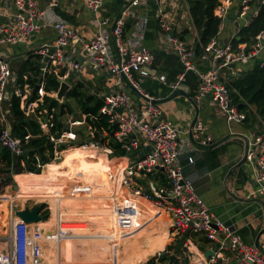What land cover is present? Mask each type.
<instances>
[{
    "label": "built area",
    "instance_id": "built-area-1",
    "mask_svg": "<svg viewBox=\"0 0 264 264\" xmlns=\"http://www.w3.org/2000/svg\"><path fill=\"white\" fill-rule=\"evenodd\" d=\"M8 1V0H7ZM16 10L10 15V20L0 22V43L17 44L30 39L46 28H53L55 39L35 49L34 53L40 57L44 74H55L57 79L67 82L71 78H79L86 69V63L94 69H106L114 77L115 90L101 97L102 105L98 114L84 113V120L69 119L62 123L53 139L54 159L36 162L28 166L27 172L40 173L56 160L55 146L61 147L76 139V127L87 122L91 136H95L97 127L90 125L91 121H98V115L107 117L110 125L116 126L115 139L118 142L131 140L132 147L137 149L145 146L146 152L137 158L124 160L125 165L120 168L113 163L110 153L113 148L105 149L104 158L109 160L108 180L114 184L109 196L114 226L107 234L112 251L110 264L118 263V248L122 237L131 236L136 230L142 213L143 201L158 208L157 214L168 213L174 236L185 239L184 246L190 245L191 234L200 233L209 241L211 249L218 248L210 257L194 264H218L235 260L237 264H264V252L259 245L247 244L233 226L224 224L196 192L193 182L185 176L181 162L183 153H192L196 146H206L214 142L207 132V125L201 118H196L192 127V141L181 140L182 134L190 132L185 128L173 124L163 118V110L155 102L154 97L143 90L139 79L148 77L166 83V76L158 73L154 68L155 54L145 45L146 30L149 18L145 13H136L134 7L140 6L142 0H128L121 14L116 19L101 15L104 0H80L87 6L93 16L97 32L91 39L84 38L64 20L51 17L59 5L60 0H44L45 8L40 6V0H11ZM158 4V18L160 27L173 50L179 56L183 71L176 80L170 83L171 91L176 92L184 87L186 72L194 71L199 74V84L194 95L195 105L201 104L210 95L211 100L223 114L228 123L244 122L246 113L233 103L229 84L221 77V71L231 63H246L254 57L264 54V31L256 36L252 44L242 43L235 46L232 42H221L217 36L210 39L203 46L202 52L196 53V41L181 39L174 31L175 19H172L169 6L178 7L177 0H155ZM234 0H218L215 15L223 23ZM251 0H240L239 17L248 24L251 17L256 15L259 7H254ZM264 2V0H261ZM254 7V8H253ZM133 17V29L128 31L127 19ZM249 17V18H248ZM193 20V19H192ZM174 31V34L171 32ZM80 48V50H79ZM81 50L86 59L81 61ZM76 55V56H75ZM196 56L209 62V69L202 71L196 64ZM13 78V71L7 57L0 55V116L2 129L0 131V148L7 149L11 154L21 159L27 155L28 148L21 138L14 135L7 120L4 103L11 100L12 95L21 98L20 106L27 116L34 113L39 118L44 115L47 132L51 131L52 119L55 111L43 105L45 97H56L57 90L47 91L44 83L36 99H29L32 93L30 85L23 91L18 85L10 91L9 85ZM135 89L146 103L140 109L125 91L124 84ZM35 95V96H36ZM38 109V110H37ZM49 115L47 117L46 115ZM98 142V141H97ZM86 141L88 145L99 146V143ZM100 142V141H99ZM244 157L256 169V193L264 198V134H258L249 139ZM23 164V162H22ZM26 166V164H23ZM13 166L11 170L13 171ZM163 172L166 185L160 186L150 181L147 186L142 185L143 177L156 172ZM85 184L92 185L87 181ZM7 201V228L5 234H0V264H44V242L52 240L58 242L61 238L72 234V230L65 226V213L59 206L62 196L57 198V212L54 230L44 233L40 222L27 223L16 214L18 205L15 195L2 194ZM14 196V197H11ZM187 235V236H185ZM228 250L231 254H225Z\"/></svg>",
    "mask_w": 264,
    "mask_h": 264
},
{
    "label": "crops",
    "instance_id": "crops-1",
    "mask_svg": "<svg viewBox=\"0 0 264 264\" xmlns=\"http://www.w3.org/2000/svg\"><path fill=\"white\" fill-rule=\"evenodd\" d=\"M127 1L128 0H104L101 15L116 19L121 14ZM39 3L42 8H45L46 3L44 0H40ZM177 3V8L169 6V11H171L172 15L171 17L176 21V24H174V31L180 36L184 35L183 39L187 41L194 40L197 44L200 41V33L192 20L190 2L188 0H177ZM239 8L240 0H234L227 17L224 19L223 23L220 24L217 37L223 43L232 42L237 35L239 28L246 24L245 20L239 17ZM157 9L158 4L155 0H142L140 6L134 7L136 13H145L149 18L145 36V45L155 54L153 65L155 70L160 74H164L167 82L163 83L152 78L141 77L139 75L136 76L138 77L143 90L150 96H153L155 102L163 110V118L190 131L187 134H182L180 136L181 140L192 141L191 130L196 118H201L206 123L207 132L212 136L214 142L206 146H196L195 151L192 153H183L181 155L184 174L192 180L196 192L204 199L216 217H218L224 224L236 228L242 240L247 244L259 245L264 252V198L256 193V169L247 162L244 157L248 140L254 138L258 134H264V130H261V128L258 127H250L245 122L228 123L223 114L218 110L217 106L213 104L210 95L206 96L201 104L195 105L193 99L199 84V74L197 72H186L184 87L176 92L171 91L170 83L176 80L182 73L183 65L179 56L173 50L172 46H170L165 34L161 30ZM15 10L16 8L11 0H0V22L10 20V15ZM51 13L52 18L57 17L64 20L86 39L93 38L97 32V27L93 21L91 10L83 5L80 0H60V5ZM132 25L133 17H128V31L133 29ZM183 32H185V34H183ZM55 36V31L53 28L49 27L42 30L40 33L35 34L30 39L17 44L0 43V55L8 58L13 71V78L9 85L10 91L18 87L21 68L24 63L30 59L31 54H35V49L44 44L52 43ZM79 56L81 61L86 59L83 50H81ZM195 61L202 71L209 69V62L203 61L197 56ZM261 62H264V54L263 56L254 57L246 63H238L236 64V67L224 68L221 71V78L224 79L227 84H230L236 76L252 70L257 63ZM29 73H31V71H28V73L26 72V74ZM26 74H24V79L27 78ZM41 74H44L42 65ZM68 83L71 86H76L77 90H83L87 95L85 101L88 102V98H90L89 103L91 104H96L101 100L102 96L117 89L114 86V77L108 70L102 68L94 69L88 63H86V69L80 74L79 78H71ZM36 84H39V82ZM26 85L30 84L26 83L22 89L23 91L25 90ZM34 87L35 86L32 87V91ZM124 89L132 97V100L135 105H137L138 109L144 106L146 100L141 97L135 89L127 83L124 84ZM50 98L52 99L47 104H51L55 97L53 96ZM65 101L66 102L62 104L57 103V107L59 106L61 109H57L56 106H53L55 103H52L51 105V109L56 110L57 117H59L61 123L64 124L63 118L69 113L75 117V120L85 119L84 111H80V108H83V104L80 103L76 97L67 98ZM63 104L65 106H62ZM74 105H76V107ZM4 107L7 111V120L12 129L13 122L15 123L16 121L12 113L11 100H7L4 103ZM29 116L30 117L27 121L34 119L42 125L46 122L45 115L42 118H39L34 113H30ZM1 127L2 124L0 117V129ZM44 127L46 128L44 130L48 129L47 126ZM257 131L260 132L257 133ZM101 132L100 138H96L95 136L92 137L88 123H82L80 126L76 127V139L66 145H61L59 149L57 148L60 151L57 152V159L54 160V163L63 161L64 153L68 148L77 147L75 144L78 143L79 145L85 141H92L94 138L101 142H103L102 138H105L109 145L112 142L113 146L118 147L117 150L113 149V156H116L118 159L130 160L140 157L146 152L145 146L140 145L137 149L132 147V142L135 139L133 135L130 141L118 142L115 139V136H113L112 133H109V131L103 129ZM45 134L51 135V132L45 131ZM115 142H118V145H115ZM50 147L52 150L46 152L38 148V156L43 159V156L46 155L49 160L50 154L52 152L54 153V147L51 145ZM3 150L4 149L0 148V154ZM28 158L29 157L25 158L23 161L20 159L21 165L22 162L23 164H26V166L22 165L23 170L21 173H23L24 170H26L24 172H27V164L30 165L31 162L34 163L35 161V157H32L30 158L31 161L27 162ZM0 163L2 164L1 155ZM3 165L4 164L0 166V171L2 170L0 175L2 176L3 174H9L5 170L3 171ZM14 174L15 173H13L12 176L13 180L11 177L6 178L1 176L0 186H5L4 188L6 192L3 194L8 195L9 193H13L16 196L18 209H32L35 205H29V200H38L32 196H41L42 198H40L39 202H41L42 214L43 206H46L47 209H49V221L53 220L55 222L57 201H55L54 198L62 196L60 204H62V211L65 213V226L72 230V234L61 238L57 242V245L52 242L54 243L53 245L47 244L45 246L44 264H67L69 262L71 264L73 261L74 264L111 263H100V261H105L108 258L109 252L112 253L111 245L107 241V234L111 231V226L109 223L108 225L102 224L100 219L102 217V201L106 204H111L108 195L111 194L113 189L103 192L102 196H100L96 190L98 188L101 189L99 186L95 184H85V182H78L66 176L65 178H68V180H64L63 177V185L65 186L63 190H61V193L52 195L36 193L29 197L18 196L16 194L22 193L23 190L20 189L18 192L19 184L15 178L17 174ZM143 179L144 180L141 181L143 186H147L150 181H153L160 186L166 185V179L163 172L158 171L150 176L143 177ZM74 183L76 187L78 186L77 190H74L73 188ZM94 186L98 188H95ZM98 195L101 198L98 197ZM87 196L91 198H88ZM9 199L11 198H8V200ZM8 200L3 196L0 197V202H4L6 205ZM53 205L55 207V217L52 215ZM157 212L158 208L143 205L142 213L140 214L141 216L136 226L137 232L131 236H125L120 239V242L129 240L130 238L135 239L133 236L140 235L142 230H152V234L155 236L152 238L149 247L146 249L148 253L158 250L152 254H147L145 258L142 259V262L141 260H138V264H168V256L170 254H176L178 257L174 264H194L202 260L204 261V258H207L205 256V251L209 249L212 244L207 241L203 234L196 233L191 234L190 236L185 235L190 237V241L188 240L187 242H190V245L184 246L185 239H182L180 236H174L169 214L163 212V215H165L166 218L160 220L156 218V215L158 216ZM157 224L159 226L163 225L162 228H156ZM148 226L151 228H148ZM45 227L48 229L47 225ZM141 236L144 244L148 246V240L146 237L150 236V233H144ZM161 237H165L163 242H161ZM79 241L81 246L77 245V242ZM129 242L130 241H127V243ZM257 242L258 244H256ZM192 245L196 247V250L199 251L202 258L195 249H193ZM125 246L118 250V262L121 264H132V262L137 260L144 252L143 250H140L136 255H133L135 251L133 253L130 251L128 252L127 258H125V262L122 263L120 257L124 252ZM3 247L4 246L0 245V248ZM184 247L199 256L200 259H195L191 263H188L187 260H185V262L182 261L179 252L181 251V248ZM223 252L225 254H231L228 250H223ZM45 254L47 258H45ZM130 257H132V260L129 259ZM234 261L235 260L230 259L228 263L223 262L218 264H233Z\"/></svg>",
    "mask_w": 264,
    "mask_h": 264
},
{
    "label": "trees",
    "instance_id": "trees-1",
    "mask_svg": "<svg viewBox=\"0 0 264 264\" xmlns=\"http://www.w3.org/2000/svg\"><path fill=\"white\" fill-rule=\"evenodd\" d=\"M188 1L190 3H194V6L191 8V15H192L193 23L200 33V41L195 46L196 53L199 55L203 50V46L207 45V43L210 41L212 37L218 35L219 27L221 24V19L217 15H215V8L218 4V0H188ZM250 3L254 7H259L258 12L256 15H253L251 17L248 24L242 25L239 28L237 35L234 37L232 41V43L235 46L242 43L252 44L255 41L256 36L260 34L262 31H264V2H261V0H251ZM28 71H31V73L26 74V72L28 73ZM24 74L27 75V78L25 79H24ZM54 75L55 74H49V73L42 75L40 57L37 54H31L30 59L27 60L21 68V73L19 78L20 81L18 83L20 87H22L21 89H23L26 83L30 84V86L33 87L37 82L39 83L43 82L44 87L47 91L56 90L59 88L60 84L57 77H55ZM229 88L231 91V98L233 103H235L241 111H244L246 113V119L244 120V122L247 123L248 126L250 127L253 128L258 127L261 128V130H264V62L257 63L252 70L248 72H244L239 76H236L231 82V84H229ZM69 95L76 97L78 101L83 104V108H84L83 113L98 114V111L102 105L101 100H99L96 104H91L89 103L90 98H88L89 101L86 102L85 100L87 99L86 97L87 95L83 90L72 91L70 92ZM37 97L38 96L36 95L34 96L33 99H36ZM51 99L52 98H50L49 96H46L45 101L43 105L40 106V108H42L44 105L50 102ZM20 102H21V98L19 96L15 94L12 95L11 98L12 113L16 121L15 123L13 122L12 129L14 135L21 138L25 143L26 147L29 148L28 154L25 157H22L21 161L29 157L27 159V162H29L31 161L30 158L35 157V161H34L35 163L37 157H39L37 154L38 150L40 149L45 152L48 150L50 151L52 150L50 145L53 146L54 142L52 139H50L49 134H45L44 129L46 128L41 123L37 122L34 119H30L29 121H27V119H29L30 116H27L25 114L24 110L20 106ZM53 106L57 107V103L53 104ZM62 106L65 105L63 104ZM107 120H108L107 117L104 115H98V121L90 120V125L92 127H97V131L95 132L96 138H100L101 136L100 133H102L101 130L103 129L109 131V133H112L114 136V131L116 129V126L110 125ZM52 122L53 123L50 132L52 138L54 139L55 136H57L56 130L62 127L61 120L59 119V117H57L56 111H55V117L52 119ZM258 132L260 131H257V133ZM96 138H94V140L98 141ZM104 140L105 138H102L103 142ZM82 144L84 143H80L79 145L77 143L75 144L77 147L68 148L64 153L63 161L53 163L55 169L64 171L68 176L74 178H79L83 180H90L95 178L97 180H103L107 172L104 166L103 159L98 154L95 153L81 154L80 151L82 150L81 149ZM110 146L116 150L118 148L116 146H113L112 142L110 143ZM57 148L59 149V147ZM58 149L57 152L60 151ZM0 155H1V162L2 164H4L3 165L4 167L2 168L3 171L4 170L10 171L11 166L14 164L13 173H15L14 175L17 174L15 178L19 184L18 189L23 188L24 194L34 195L36 193H40L42 195H52L54 190H56V186L54 183H56L58 180V173H56L55 169L52 168L45 169V176L42 178L40 177L41 172L40 173L24 172L26 171L24 170L23 173H21L23 170V166H22L23 164L21 165L20 159L15 158L11 154V152L7 149H4ZM53 155L54 153L52 152L49 156V159H52ZM43 157H44L43 159L39 157L41 161L48 160V156L44 155ZM28 166L29 164H27V170L32 169V168H28ZM0 172H2V170ZM100 196L98 195V197ZM32 197L36 199L42 198L41 196H32ZM57 198L58 197H55L54 200L57 201ZM102 203H103V208L101 210L102 217L100 220L104 225H108L109 223L112 229L114 226L113 225L114 219L110 207L111 204L109 203L106 204L104 201H102ZM61 205L62 204L59 203V206ZM5 208L7 210V205L4 202H0V218L3 215ZM54 211H55V207L53 205L52 215L55 217ZM43 222L46 223L45 226L47 225L48 228L50 226L55 227V222L53 220L50 221L46 220ZM0 226L1 227L7 226L5 220L0 219ZM148 228L151 227L148 226ZM144 232H146V230H142V233ZM165 237L163 238L161 237L162 238L161 242H163V239ZM127 244L128 243L126 240L119 242L118 250H120L121 247ZM128 249L127 246L124 247V251L128 252ZM157 250L151 253L150 252L148 253L147 249L143 250L144 252L138 257L137 260L132 262V264H138V260H141L142 262V259H144L147 254H152ZM122 255L124 258L125 253H123Z\"/></svg>",
    "mask_w": 264,
    "mask_h": 264
},
{
    "label": "bare ground",
    "instance_id": "bare-ground-1",
    "mask_svg": "<svg viewBox=\"0 0 264 264\" xmlns=\"http://www.w3.org/2000/svg\"><path fill=\"white\" fill-rule=\"evenodd\" d=\"M55 149H56V151H57V146H55ZM81 151H80V153L81 154H90V153H95V154H98L102 159H103V162H104V166H105V168H106V170H107V172H106V176H105V178L103 179V180H97V179H95V178H93V179H90L92 182H93V184H95V185H97V186H99L101 189H99L98 187H95V188H98V189H96L97 190V193L99 194V195H102V193L103 192H107V191H110V190H112L113 188H114V184L113 183H111L109 180H108V164H109V160H107L106 158H104L103 157V155H101L100 153H102V154H105V152H103V150H105V148H104V146L103 145H94V146H92V145H88V144H86V143H84V144H82V147H81ZM54 157H55V154L53 155V158L52 159H54ZM112 160H113V163H115V164H117V165H119V170H120V168H122L123 166H124V164H125V162L123 161V159H118V158H116V157H113L112 158ZM48 168H52V169H55V167H54V165H53V163H50V165L48 166ZM90 168H91V166H90ZM55 171H56V173H58V178H59V180H60V182H63V177H64V180H68V178H65L66 176H68L67 174H66V172H64V171H60V170H58V169H55ZM45 176V170L43 171V172H41V178L42 177H44ZM68 177H70V176H68ZM71 179H73V180H75V181H78V182H87V181H90V180H83V179H79V178H74V177H70ZM63 188H64V186H61L60 188H57L56 190H54V192H53V194H57L58 193V191L60 190H63ZM73 188H74V190H77L78 189V186L76 187L75 186V183L73 184ZM105 198V197H104ZM108 199V198H107ZM143 205H146V206H148V207H153V208H157L156 206H154V205H152L151 203H149V202H145V201H143ZM156 218H158V219H160V220H163V219H165L166 218V216L165 215H163V213H161V214H159L158 216L156 215ZM167 220V219H166ZM166 220H165V222H166ZM165 222H163V223H165ZM6 223H7V219H6ZM42 227H44L45 229H46V227H45V223L42 221L41 222V224H40ZM163 226V225H162ZM162 226H159L158 224H157V227L156 228H162ZM165 227V226H164ZM146 234V233H150V236H147L146 237V239L148 240V242H147V244H148V246L147 245H145L144 244V242L142 241V234ZM144 233H142V234H140V235H135V236H133V238H135V239H132V238H130L129 240H126V241H130L129 243H128V245H127V249H128V252H130L131 251V253H133L134 251V254L133 255H136L140 250H145L146 248H148L149 247V245H150V241L152 240V238L155 236V235H153L152 234V230L151 229H149V230H147L146 232H144ZM51 241V240H50ZM44 249H45V246H44ZM119 264H121V263H119Z\"/></svg>",
    "mask_w": 264,
    "mask_h": 264
},
{
    "label": "water",
    "instance_id": "water-1",
    "mask_svg": "<svg viewBox=\"0 0 264 264\" xmlns=\"http://www.w3.org/2000/svg\"><path fill=\"white\" fill-rule=\"evenodd\" d=\"M193 6H194V3H190V7L192 8ZM171 34H174V31L171 32ZM183 34H185V32H183ZM180 37H181V39H183L184 35H182ZM228 67H236V63H231L228 65ZM58 81H59L60 86H59L58 90L56 91L57 94H56V97L53 98L52 103L62 104V103H64L65 99H67V98H70V97L75 98L74 96H70L69 94L71 91L77 90V87L71 86L67 81L62 80V79H58ZM230 84H231V82H230ZM39 88H40V84H36L33 91H32L31 96L29 97V99H32L33 96L35 94H37ZM52 103L47 104L46 108L49 109L51 107ZM46 116L49 117L48 114ZM125 141H129V138H126ZM115 145H118V142H115ZM16 214L19 217H21L27 223H36V222L43 221V219H44V215L41 212V205L40 204H36L32 209H29V208L18 209L16 211ZM51 230L52 229L48 230V229L44 228V233H48ZM256 244H258V242ZM217 248H218V246H215L214 249H211V248L207 249L205 251V256L207 258L210 257L211 254H213ZM177 258L178 257L176 254H170L168 256V259H169L168 264H174V262L177 260ZM234 263H236V262L234 261L233 264Z\"/></svg>",
    "mask_w": 264,
    "mask_h": 264
},
{
    "label": "rangeland",
    "instance_id": "rangeland-1",
    "mask_svg": "<svg viewBox=\"0 0 264 264\" xmlns=\"http://www.w3.org/2000/svg\"><path fill=\"white\" fill-rule=\"evenodd\" d=\"M64 102H66V101H64ZM75 107H76V105H74ZM57 109H61L59 106L57 107ZM80 111L81 112H83V108H80ZM75 117L71 114V113H69V114H67L66 116H65V118H63V122L64 123H66L69 119H74ZM107 141V139H105L104 140V142H97V141H95V142H97V143H99V145H103L104 146V148L106 149V148H109V149H111L110 147V145L108 144V142H106ZM103 152H105V150H103ZM106 153V152H105ZM112 153H110V157H112ZM125 165V164H124ZM0 166H2V164L0 163ZM9 174H3V176L2 175H0V177L2 176V177H6V178H10L11 177V179L13 180V171L12 170H10V171H7ZM14 184H15V182H14ZM55 184V186H56V189L57 188H60L61 186H65V185H63V182H60V180H59V178H58V180H57V182L56 183H54ZM59 184V185H58ZM5 186L4 185H2V186H0V195H2L4 192H6L5 191V188H4ZM20 189H22L23 190V188H19L18 189V192L20 191ZM58 193H61V191L59 190L58 191ZM10 194H12V195H14L13 193H9L8 195H10ZM16 195H18V196H27V197H29L30 195H26V194H24L23 193V191H22V193H19V194H16ZM11 197H14V196H11ZM18 198V197H17ZM39 200L40 199H38V200H29V205H36V204H41V202H39ZM43 215H44V219H43V221H46V220H49V209H47V207L46 206H43ZM56 218V217H55ZM1 220H5V222H6V219H7V210H6V208H5V211H4V213H3V215H2V217L0 218ZM52 223V222H51ZM50 229H52V230H54V226H50L49 227ZM49 228H48V230H49ZM7 228H3V227H1L0 226V234H5L6 233V230ZM108 242H109V240H107ZM52 242H54L56 245H57V242L56 241H50V240H47V241H45V244H44V246H46L47 244L48 245H53L54 243H52ZM110 243V242H109ZM1 246H4V243H2L1 242V244H0ZM77 245L79 246L80 245V241L79 242H77ZM81 246V245H80ZM52 247V246H51ZM182 247V246H181ZM192 247H193V249H195V251L199 254V256L202 258V255L199 253V251H197L196 250V247L194 246V245H192ZM175 249V248H174ZM174 249H172V250H174ZM123 253H125V255H124V258H123V255L120 257V259L122 260V263H124L125 262V256H126V258H127V256H128V252L127 251H124ZM47 254V253H46ZM46 254H45V258H47L46 257ZM179 255H180V257L182 258V261H184L185 262V260H187L188 261V263H191L193 260H195V259H198L199 258V256H197V255H195L194 253H192L191 251H189V250H187L185 247L184 248H181V251L179 252ZM47 256H48V254H47ZM149 256V255H148ZM147 256V257H148ZM49 257V256H48ZM146 257V258H147ZM112 259V253H108V258L105 260V261H100V263H104V262H111L110 260ZM129 259H131L132 260V257H130ZM200 259V258H199ZM49 261V260H48ZM54 264H57V263H54ZM65 264V263H64ZM67 264H70V262L69 263H67ZM71 264H74V261H73V263H71Z\"/></svg>",
    "mask_w": 264,
    "mask_h": 264
}]
</instances>
